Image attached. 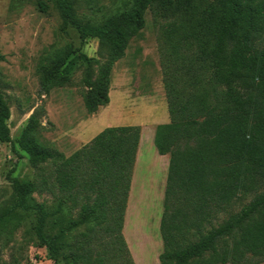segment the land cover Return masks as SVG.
Instances as JSON below:
<instances>
[{
  "label": "trees",
  "instance_id": "obj_1",
  "mask_svg": "<svg viewBox=\"0 0 264 264\" xmlns=\"http://www.w3.org/2000/svg\"><path fill=\"white\" fill-rule=\"evenodd\" d=\"M52 2L60 31L96 39L98 58L70 47L52 51L38 64L39 89L66 87L81 69L89 116L108 105L112 69L146 27V14L158 23L169 117L153 136L157 154L169 157L159 264L264 263V0H129L98 23L80 18L74 0ZM9 118L0 88L2 144H13ZM42 131L35 110L15 141L33 177L7 175L15 203L4 215L36 213L35 235L52 264L63 250L71 264H108L113 255L135 264L123 226L140 127H107L68 157L48 146ZM63 209L76 216L48 234L49 220Z\"/></svg>",
  "mask_w": 264,
  "mask_h": 264
},
{
  "label": "rangeland",
  "instance_id": "obj_2",
  "mask_svg": "<svg viewBox=\"0 0 264 264\" xmlns=\"http://www.w3.org/2000/svg\"><path fill=\"white\" fill-rule=\"evenodd\" d=\"M128 1L74 0V3L80 18L98 23L122 10ZM38 2L45 4L44 11ZM60 27L61 19L52 0H0V54L5 57L0 62V88L10 108L8 126L12 142L15 145L35 110L41 114L43 141L66 157L107 127H140V152L133 169L130 192L135 187L140 190V195L143 192L150 194L154 187L158 209L155 206L156 215L154 213L150 224L154 227L149 225L150 231L134 225L136 229L131 239L138 246L130 242L138 264H159L162 248L159 222L169 157L163 159L157 154L153 136L155 127L169 122V117L158 53V23L150 13L146 14V27L138 38L129 42L125 56L112 69L108 105L92 116L87 115L82 102L81 69H75L71 83L66 87L52 89L48 94L39 89L38 64L52 51L70 47L76 54L80 51L87 57L98 58L96 39L81 42L74 29L61 32ZM13 144L0 143V216L15 203L7 175L20 180L33 177L27 156ZM34 199L45 201L48 206L53 203L48 195H34ZM233 209L238 211L240 205ZM75 216L76 211L70 213L63 209L49 220L47 233L58 232L68 217ZM35 226L36 213L33 211L16 209L4 215L0 220V260L3 264H52L48 251L35 235ZM124 233L126 236V219ZM149 248L153 249L150 254L146 251ZM60 264H71L65 250L61 253ZM108 264H122L121 258L113 255Z\"/></svg>",
  "mask_w": 264,
  "mask_h": 264
},
{
  "label": "bare ground",
  "instance_id": "obj_3",
  "mask_svg": "<svg viewBox=\"0 0 264 264\" xmlns=\"http://www.w3.org/2000/svg\"><path fill=\"white\" fill-rule=\"evenodd\" d=\"M141 186V185H140ZM144 191V186L142 187ZM139 191V194H138ZM136 191L135 193V198L137 197V201L135 200V205H134V211H135V223L136 225H139L140 228H148L150 229L151 227H154L151 224L153 220V215L155 212V203L158 199H156L155 194H148L143 192V195H140V190ZM158 206H156L157 208ZM158 209V208H157ZM158 213V212H157ZM158 215V214H157ZM156 222V221H155ZM151 227H150V226Z\"/></svg>",
  "mask_w": 264,
  "mask_h": 264
},
{
  "label": "crops",
  "instance_id": "obj_4",
  "mask_svg": "<svg viewBox=\"0 0 264 264\" xmlns=\"http://www.w3.org/2000/svg\"><path fill=\"white\" fill-rule=\"evenodd\" d=\"M168 123V122H167ZM165 124V123H164ZM141 134H142V132L140 133V142H139V147H138V151H137V156H136V161H137V158H138V156H139V152H140V143H141ZM157 152V151H156ZM160 156V155H159ZM168 156L167 155H164L163 157H161V158H163V159H166ZM136 161H135V163H136ZM165 165H166V161H165ZM167 167H168V163H167V165H166ZM143 186V185H142ZM134 188V189H133ZM136 191L137 190H135V187H132V189H131V192H130V196H129V199H128V203H127V210H126V216H125V219H126V236H125V233H124V226H123V236H124V239H125V241H126V244H127V246H128V249H129V252H130V254H131V257H132V259H133V261L135 262V264H138L137 263V260H136V254H135V252H134V250H133V246H132V244L133 245H137L138 243L137 242H135V241H133L132 239H131V235H132V233L133 232H135V227H134V225L136 224L135 223V211H134V205H135V202H134V197H135V193H136ZM156 190H155V188L153 187V189H152V192H151V194L153 195V194H155L156 192H155ZM156 195V194H155ZM133 201V202H132ZM133 203V204H132ZM131 214V215H130ZM135 215V216H134ZM125 219H124V223H125ZM140 230L142 229V228H139ZM139 230V231H140ZM138 231V230H137ZM149 231H150V229H149ZM149 234H151V233H149ZM130 239V240H129ZM132 242V244H131V242ZM138 246V245H137ZM132 248V250H133V252H132V250H131V248ZM147 251V253L148 254H150L151 252H153V249L152 248H149V249H147L146 250ZM138 253H141V252H138ZM159 263V262H158Z\"/></svg>",
  "mask_w": 264,
  "mask_h": 264
}]
</instances>
